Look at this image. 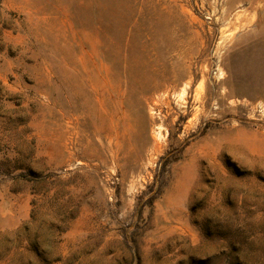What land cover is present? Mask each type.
<instances>
[{
	"label": "rangeland",
	"instance_id": "374dc122",
	"mask_svg": "<svg viewBox=\"0 0 264 264\" xmlns=\"http://www.w3.org/2000/svg\"><path fill=\"white\" fill-rule=\"evenodd\" d=\"M0 264H264V0H0Z\"/></svg>",
	"mask_w": 264,
	"mask_h": 264
},
{
	"label": "bare ground",
	"instance_id": "6f19581e",
	"mask_svg": "<svg viewBox=\"0 0 264 264\" xmlns=\"http://www.w3.org/2000/svg\"><path fill=\"white\" fill-rule=\"evenodd\" d=\"M103 111H104V109H103ZM106 111H104V112H102V114H103V117L105 116L106 117V113H105ZM107 120V119H106ZM109 120V119H108ZM104 122H105V120H104V118L101 120V139H102V144H103V146H107L108 147V145L110 144L109 142H110V137H109V134H108V132H107V130H106V127H104Z\"/></svg>",
	"mask_w": 264,
	"mask_h": 264
}]
</instances>
